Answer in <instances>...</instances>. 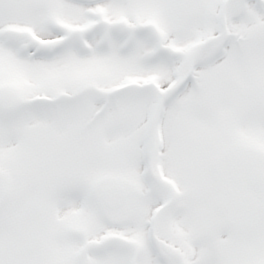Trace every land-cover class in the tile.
Segmentation results:
<instances>
[{"label":"snow or ice","instance_id":"6c2138e0","mask_svg":"<svg viewBox=\"0 0 264 264\" xmlns=\"http://www.w3.org/2000/svg\"><path fill=\"white\" fill-rule=\"evenodd\" d=\"M0 264H264V0H0Z\"/></svg>","mask_w":264,"mask_h":264}]
</instances>
